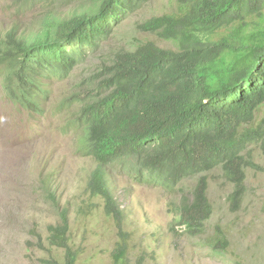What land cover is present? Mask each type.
<instances>
[{
	"label": "trees",
	"instance_id": "1",
	"mask_svg": "<svg viewBox=\"0 0 264 264\" xmlns=\"http://www.w3.org/2000/svg\"><path fill=\"white\" fill-rule=\"evenodd\" d=\"M145 1L94 0L65 19L44 22L35 36L6 32L0 38L6 99L26 110L41 108L46 93L41 80L70 75ZM176 3L175 14L149 23V30L175 49L146 43L116 52L99 71L73 122L78 124L77 151L96 164L86 188L103 199L118 229L115 262L126 255L127 237L123 213L107 186L108 167L119 165L137 183L167 190L196 178L189 197L180 196L176 217L186 235L200 239L212 215L204 174L220 169L232 186L229 202L236 206L245 192V170L255 167L248 147L264 151V118L255 124L264 106V0ZM53 181L52 175L39 178L37 192L56 204ZM69 231L62 211L59 223L48 228V241L64 251L63 259L45 264H76ZM210 241L218 253L216 247L228 245L223 236Z\"/></svg>",
	"mask_w": 264,
	"mask_h": 264
},
{
	"label": "rangeland",
	"instance_id": "2",
	"mask_svg": "<svg viewBox=\"0 0 264 264\" xmlns=\"http://www.w3.org/2000/svg\"><path fill=\"white\" fill-rule=\"evenodd\" d=\"M94 0H0V38L13 29L21 37L35 36L48 20L59 21L82 11ZM176 0H148L128 14L94 56L59 80H43L47 96L37 115L13 106L2 90L0 73V264L61 262L64 251L49 244L48 228L59 223L65 211L70 231L68 244L77 254L76 264H264V151L248 147L254 168L245 170V192L236 206L229 196L232 186L220 169L204 174L212 215L200 239L190 238L178 226L180 196L189 197L196 178L172 190L137 183L119 165L108 167L107 186L123 213L122 232L127 252L120 262L113 253L119 242L114 219L104 211V201L87 190L94 160L76 150L66 126L78 105L68 100L86 98L93 81L116 52L150 43L175 49L149 23L176 13ZM69 109V111H67ZM264 118V106L255 124ZM62 129L66 130L63 131ZM52 175L55 203L43 201L38 180ZM224 237V250L210 249L211 239ZM218 253L219 255H216Z\"/></svg>",
	"mask_w": 264,
	"mask_h": 264
},
{
	"label": "clouds",
	"instance_id": "3",
	"mask_svg": "<svg viewBox=\"0 0 264 264\" xmlns=\"http://www.w3.org/2000/svg\"><path fill=\"white\" fill-rule=\"evenodd\" d=\"M27 37H32V36H27ZM69 76V75H68ZM65 78V77H64ZM49 80H55V79H49ZM61 80V79H59ZM43 80H41L42 82ZM42 85V88H43V83H41ZM44 89V88H43ZM3 90V89H2ZM45 90V89H44ZM46 91V90H45ZM3 94L5 95L4 93V90H3ZM44 94H45V97H44ZM43 96H42V107H43V101L45 100L46 96H47V91L46 93H44ZM5 99H6V96H5ZM86 98H79V99H72V100H75V102H71L70 100H68L66 103H65V106H71V105H76L77 106V101L80 102V104L78 105L76 111L72 112L71 114V117L68 119V122L66 124L67 127H69V132L72 133V135L74 136L75 138V143H76V150H77V134H76V128H78V124H75L73 125V122H74V118L76 117V115L78 114L80 108H81V103L85 100ZM7 100V99H6ZM9 101V100H8ZM13 106L17 107L18 109L20 110H23L27 113H29L30 115H37V113L42 110V107L37 109L35 108L34 110H26L24 108H21L20 106L18 105H14L11 101H9ZM67 111H69V109H67ZM63 131H66L64 129H62ZM89 157V156H88ZM91 158V157H90Z\"/></svg>",
	"mask_w": 264,
	"mask_h": 264
}]
</instances>
